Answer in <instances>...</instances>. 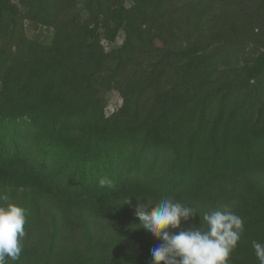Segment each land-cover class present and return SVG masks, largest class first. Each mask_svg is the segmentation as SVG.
Instances as JSON below:
<instances>
[{
  "label": "trees",
  "instance_id": "obj_1",
  "mask_svg": "<svg viewBox=\"0 0 264 264\" xmlns=\"http://www.w3.org/2000/svg\"><path fill=\"white\" fill-rule=\"evenodd\" d=\"M249 1L0 0V195L27 218L9 264H150L159 241L135 208L163 196L197 226L230 208L244 231L228 264H259L264 38L250 24L264 0L256 15ZM111 92L122 103L106 115ZM71 224L80 243L62 237Z\"/></svg>",
  "mask_w": 264,
  "mask_h": 264
},
{
  "label": "clouds",
  "instance_id": "obj_2",
  "mask_svg": "<svg viewBox=\"0 0 264 264\" xmlns=\"http://www.w3.org/2000/svg\"><path fill=\"white\" fill-rule=\"evenodd\" d=\"M99 184L115 187L106 177ZM128 202L129 198L124 201ZM196 215L193 207L170 196H163L154 206L137 204L139 228L159 241L151 250L150 264H228L244 231L242 217L225 206L205 212L202 219L199 215L197 226L190 223ZM26 222V209L0 195V264L19 260ZM252 247L259 264H264V244L254 240Z\"/></svg>",
  "mask_w": 264,
  "mask_h": 264
},
{
  "label": "rangeland",
  "instance_id": "obj_3",
  "mask_svg": "<svg viewBox=\"0 0 264 264\" xmlns=\"http://www.w3.org/2000/svg\"><path fill=\"white\" fill-rule=\"evenodd\" d=\"M250 1H249V4L253 3V7L251 5H249L252 8L251 13L256 15V13L254 12V10H255L254 5L257 2H260V0H254V1L250 0ZM259 17L260 16L254 17V19L251 20V24L250 25H251V27L259 26L257 23H261L263 21L262 25H260V26L262 27V29H261L262 32H263L262 36L264 38V18H263L264 15H262L261 18H259ZM258 19H259V21H258ZM237 23L238 24H242V20L238 21ZM25 28H26V35L29 38H40V39H42V38L47 37V36L50 35L49 31H47L45 29H41V28L35 29L34 27L28 25L27 23L25 25ZM122 42H123V34H119V36H117L116 41H115L114 44L107 45L105 42H103V45L105 46L106 50H109L112 47L120 46L122 44ZM247 52L248 51H246V53ZM242 58H243L242 55L239 56L238 63H240V64L243 63L242 62ZM121 103H122V99H121L120 95L117 92H111L108 95V103H107V107H106V115H110L114 111L115 108H117V107H119L121 105ZM44 206H45V214H44L45 223H44V225L41 227V229L36 233V235L32 239V241L35 244L40 245V246H43L45 244V242H46V234L49 231V217H48L49 215H47L48 208L50 207L49 202H46L44 204ZM51 214H53V211H52ZM72 229H73V224L68 226V232L66 234H64L62 237L68 235L69 238L66 237V242L74 243V244L75 243H80L81 239H80V235H79L78 231H76V232L74 231L73 232V231H71Z\"/></svg>",
  "mask_w": 264,
  "mask_h": 264
}]
</instances>
